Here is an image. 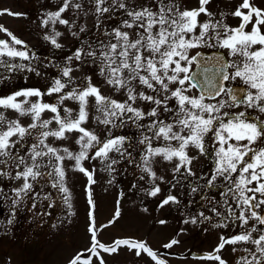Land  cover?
<instances>
[{"label": "snow or ice", "instance_id": "snow-or-ice-1", "mask_svg": "<svg viewBox=\"0 0 264 264\" xmlns=\"http://www.w3.org/2000/svg\"><path fill=\"white\" fill-rule=\"evenodd\" d=\"M89 3L95 5L97 27L102 26L101 18L105 14L111 17L114 11H122L124 18L120 25L112 28L110 32L107 30L104 32V35L109 37L108 42L105 43L98 38V43L82 44L75 52L65 57L67 63L59 68L60 76L53 80L47 92H41L40 89H24L7 97H0V109L12 110L19 116L31 118V123L24 126L19 119H8L5 111H0V157L4 158L0 159V164L6 165L10 161L17 169L23 166L22 170H18L12 177L24 181L21 188L14 190L17 197L19 198L20 193L27 194L32 189L33 185L29 180L48 177L52 187L63 194L64 203L71 208V194L65 186L66 173L63 162L74 161V170L87 176L90 185L94 183L92 173L82 166V161L96 158L107 160L109 153L113 151L124 155L121 151L124 137L109 136L101 141L94 132L84 127L89 119V98L92 97L97 111L103 113V119L96 118L101 124L115 127V120L119 119L122 126L126 116L134 123L146 117L154 118L147 126L148 129L153 131L154 138H162L169 143L164 147L153 148L149 137L145 136L140 141L141 144L147 145L142 156L141 171L153 180L156 178L151 167L153 157L162 156L167 161L175 158L178 163L174 172H179L182 167L187 168L191 163L192 158L186 152L189 145L203 151L205 137L211 133L218 147L215 150V167L207 183L209 186H215L214 182L218 177L224 179L221 195L225 197L228 216L223 219H231L234 224L238 221L242 231L227 238L222 236L220 244L213 252L200 258L226 264L218 254L225 245L250 243L254 250L244 248L243 251L247 255L241 256L236 264H264V121L249 120L245 112L221 113V109L226 106L224 100L215 104L204 102L206 98L215 99L225 94L232 101L229 106L243 103L249 108H257L264 112V28L261 27L264 26V10L255 8L250 0H242L231 13L232 16L240 18L239 25L232 28L224 23L223 19H212L213 13L206 7L210 0H199L198 9L183 11L176 0H150L146 5L129 4L126 0H111L110 4L108 0H89ZM106 4L108 6H105ZM70 7L81 9L82 5L73 3V0H63L57 11L47 13L46 18L41 21L42 26L53 25V34L45 35L44 39L58 49L62 45L57 42V38L62 33L56 31L54 26L57 23L65 25L71 31L74 22L70 23L69 20L62 18V13ZM244 9L247 11H243ZM202 13L209 19L199 23L197 18ZM7 14L19 15L10 12ZM249 24L251 31H246ZM197 28L199 35L194 34ZM122 29H130L132 32ZM0 31L10 38L0 39V66H6L9 70L19 68L34 71L30 65L13 64L2 59L8 57L30 61L36 57L29 55L27 50L18 49L16 46H23V41L7 29L0 27ZM79 31L85 32L86 29L80 27ZM71 34L74 37L78 35L77 32ZM210 39H215L216 43H210ZM200 46L226 48L230 57L239 59L228 61L214 54L211 58L215 61L213 67L204 68V72H211V76L206 77L204 86H200L190 68L192 64L198 63L201 53L189 54L191 49ZM86 56L90 58L89 63L99 61V74L105 78L108 85L126 95L124 101L103 96L100 89L92 83L91 77L84 78L87 83L83 88L73 86L71 91H65L69 85L74 84L72 73L86 62L84 60ZM73 61L79 62L76 68L72 66ZM229 68L233 71L229 72ZM237 78L247 86L246 89L225 87V81H235ZM135 84L142 86L144 90L138 91ZM194 88H199L200 96L186 94ZM147 90L152 94H148ZM53 94L58 95V103L43 102L44 95ZM19 97L24 99L19 100ZM32 97L37 99L32 101L30 99ZM66 100L78 103L75 115L71 108H64L63 115L61 114L59 105ZM173 100L175 108L169 107V101ZM137 101L148 103L151 106L150 110L145 112L134 107ZM45 112L52 113V118L42 119ZM163 113L172 114L173 121L166 123L161 120L159 117ZM53 122L56 127L50 128L49 125ZM177 126L179 131H174ZM73 133L78 134L75 138V143L80 146L78 153H73L65 147L62 149V155L60 149L47 143L49 137L67 140L69 134ZM33 136L36 137L35 142L27 150L31 164H27L25 157L13 155V152L26 137ZM14 137L16 139H13ZM171 141H176L178 146H173ZM257 144L259 147H256ZM93 149L94 153L89 156ZM45 158L46 163L43 162ZM115 163L117 161L112 160L107 167L111 168ZM188 171L191 174V170ZM0 175L8 173L0 171ZM141 179L144 177L141 176ZM159 192L160 188L156 186L149 194L156 196ZM229 196L235 207L228 204ZM170 201L175 202L176 198L169 195L160 206L163 207ZM88 203L93 204L90 192ZM119 214L117 209L115 218H118ZM89 217H92L91 211ZM250 221L255 223L248 228L246 226ZM189 222L195 224L196 219L193 217L190 221L185 220V223ZM159 223L163 224L165 221ZM96 231L94 224L90 225L91 246L86 249L90 255L84 258V253H77L69 264H92L93 257L99 260V264H105L100 251L111 254L121 246L134 251L138 257L142 253L146 254L155 264H166V261L159 258L158 253L146 242L118 239L112 245H105L97 239ZM178 242L173 239L164 247L170 248ZM233 251L238 249L233 248Z\"/></svg>", "mask_w": 264, "mask_h": 264}, {"label": "rangeland", "instance_id": "rangeland-1", "mask_svg": "<svg viewBox=\"0 0 264 264\" xmlns=\"http://www.w3.org/2000/svg\"><path fill=\"white\" fill-rule=\"evenodd\" d=\"M126 2L142 5V0H126ZM62 3L63 0H0V27L7 29L23 41V46H16L18 49L27 50L29 55L36 57L30 61L2 58L9 63L30 65L35 70L27 71L19 68L9 70L6 66H0V97H7L24 89H40L41 92H47L53 80L60 76L59 68L67 63L65 57L75 52L82 44L98 43V38L107 43L109 37H106L104 32L106 30L110 32L112 28L118 27L119 24L114 20L119 16L122 18L123 15L122 11H114L111 17L105 14L101 18L102 26L97 27L95 5L89 3V0H73V3H80L82 8L70 7L62 13V18L69 20L70 23L74 22L71 31L65 25L57 23L54 26L56 31L62 33L57 38V42L62 45L58 49L44 39L45 35L53 34V25L49 24L45 27L41 25V21L46 18L47 13L57 11ZM110 3L111 0H108V4ZM176 3L179 4L181 11L199 8V0H176ZM241 3L242 0H210L206 7L213 13V20L223 19L228 26L236 28L240 18L232 16L231 13ZM250 3L255 8L264 10V0H250ZM9 12L19 15H9L7 14ZM85 12L88 14L85 15ZM197 19L199 23H204L209 17L202 13ZM254 20L255 18L253 22ZM80 27H84L86 31L80 32ZM261 27L264 28V26ZM122 30L132 32L130 29ZM245 30L251 31V24ZM72 32H77L78 35L74 37ZM85 34L87 36L83 38ZM194 34L199 35V28ZM0 39L10 40L3 31H0ZM82 39L85 40L82 41ZM209 42L216 43L215 39H210ZM199 49L210 51L220 47L200 46L191 49L189 54L192 55ZM221 49L228 53V49ZM228 58L230 61L239 59L230 56ZM84 60L86 62L72 73L74 84L69 85L65 91H71L73 86L83 88L87 83L84 78L91 77L92 83L100 89L103 96L117 101L126 99L123 92H117L99 74V61L89 63L90 58L87 56ZM78 63L73 61L72 66L76 68ZM232 83L239 84L241 80L239 78L235 81L230 80L229 84ZM135 86L138 91L144 90L138 84ZM147 91L148 94H152L150 90ZM186 94L199 96L195 89H191ZM30 99L35 101L37 98ZM42 100L46 103H58V95H44ZM220 100L226 101V106L221 109V113L234 114L247 110L246 105L241 103L229 106L232 103L225 94L212 101L205 99L204 102L215 104ZM133 106L145 112L151 107L144 101H137ZM175 106L174 100L169 101V107L175 108ZM64 108L73 109V115H75L78 111V103L72 100L64 101L59 105L62 115ZM255 110L258 117H264V112H260L257 108ZM0 111L5 110L0 109ZM5 115L8 119H19L24 126L31 123L30 117L19 116L12 110H6ZM88 115L89 119L84 127L94 132L101 141L109 136L125 138L121 146L124 155L113 151L109 153L107 160L102 161L96 158L82 161V166L92 173L94 183L90 185L87 176L74 170L75 162L65 160L63 162L66 173L65 186L71 194V208L64 203L63 194L52 187L48 177H38L35 181L29 180L33 185L32 189L27 194L20 193L18 198L14 190L21 188L24 181L12 177L18 170H22L23 166L17 169L10 161L6 165L0 164V171L8 173V175H0V264H69L77 253H84L86 258L90 255L86 249L91 246L89 227L93 224L97 230V239L105 245H112L118 239H134L146 242L153 251L158 253L159 258L166 261V264H218L215 260L202 262L189 256L192 250L210 252L220 244L222 236L227 238L242 231L238 221L234 224L231 219H223L228 216L227 205L224 203L225 197L221 195L225 184L224 179L218 177L214 182L215 186H209L207 183L215 167V150L218 147L213 135L210 133L205 137L203 151L189 145L186 152L192 158L191 163L187 168L182 167L179 172H174L178 163L175 158L167 161L162 156L153 157L151 167L156 175L153 180L141 171L142 156L147 145L141 144L140 141L145 136L149 137L153 148L164 147L169 143L162 138H154L153 131L148 129L147 126L154 118L146 117L134 123L126 116L122 126L119 119L115 120V127L101 124L96 118L103 119V113L97 111L92 97L89 98ZM52 116V113L45 112L42 114V119L48 120ZM159 118L166 123H171L174 119L170 113H163ZM49 127L55 128V122ZM174 131H179V127L174 128ZM77 135L69 134L67 140L49 137L47 143L60 149L62 155V149L65 147L73 153H78L80 146L75 143ZM35 139V136L26 137L13 155L23 156L25 163L31 164L27 150ZM170 143L178 146L176 141ZM94 151V149L91 150L89 156ZM0 159L4 158L0 157ZM112 160H116L117 163L108 168L107 165ZM43 162H47L46 158ZM188 169L191 170V174ZM141 176L144 179H141ZM156 186L160 188V192L156 196H151L149 193ZM89 192L93 201L92 205L88 203ZM169 195L174 196L176 201H170L161 207V202ZM227 199L228 204L235 207L231 197ZM117 209L120 214L118 218H115ZM193 217L196 219L195 224L185 223V220L190 221ZM110 221L114 222L109 223ZM159 221H165V223L161 224ZM254 223L255 221H250L246 227L251 228ZM223 224L227 226H221ZM173 239L179 242L170 248H165L164 246ZM233 248L238 251L234 252ZM244 248L254 250V246L250 243H238L225 245L219 254L226 264H236L241 256L247 255L243 251ZM100 256L105 264H155L146 254L142 253L138 257L134 251H130L125 246H121L111 254L100 251ZM92 264H99V260L93 257Z\"/></svg>", "mask_w": 264, "mask_h": 264}, {"label": "water", "instance_id": "water-1", "mask_svg": "<svg viewBox=\"0 0 264 264\" xmlns=\"http://www.w3.org/2000/svg\"><path fill=\"white\" fill-rule=\"evenodd\" d=\"M196 53H201V58L198 60V63H194L193 67L190 68V72L196 76V82L200 86H204V81H205L206 77L211 76V72L205 73L204 68H206V67L212 68L213 67V65L215 63V61L211 59L213 57V55L215 54L219 57H222L225 60H227V59H226V57H224V55L221 51H217V50H212L210 52H204V51L199 50ZM196 53H194L193 55H196ZM232 88L242 89V87H238V86H232ZM195 89H197L199 95H201L199 88H195ZM207 99H209V98H207ZM210 253H212V252H210ZM190 254H191V256L200 259V257H203V256H205V254H208V253L207 252H199V253L191 252Z\"/></svg>", "mask_w": 264, "mask_h": 264}, {"label": "flooded vegetation", "instance_id": "flooded-vegetation-1", "mask_svg": "<svg viewBox=\"0 0 264 264\" xmlns=\"http://www.w3.org/2000/svg\"><path fill=\"white\" fill-rule=\"evenodd\" d=\"M224 54H225V56L227 57V59H228V61H230V59L228 58V53H225L224 52ZM229 72H231V68H229ZM230 83V81H226V84H225V87L226 88H228V87H232V86H238V87H242V89H246L247 88V86L246 85H244L243 84V82L241 81V83H239V84H237V83H232V84H229ZM243 95V94H242ZM228 97V96H227ZM242 105H243V103H241ZM246 108H247V110L245 111V113L247 114V118L249 119V120H252V121H254V120H256V119H258V120H260V121H264V117H258V114H257V111L255 110V108H249V107H247L246 106ZM255 110V111H254ZM252 111H254V112H252ZM255 113H256V115H255ZM256 147H259V144H257L256 145ZM259 198V197H258ZM202 260V259H201ZM210 262V261H213V260H202V262ZM237 262V261H236Z\"/></svg>", "mask_w": 264, "mask_h": 264}, {"label": "trees", "instance_id": "trees-1", "mask_svg": "<svg viewBox=\"0 0 264 264\" xmlns=\"http://www.w3.org/2000/svg\"><path fill=\"white\" fill-rule=\"evenodd\" d=\"M148 3H149V0H145V1L142 0V5H146V4H148ZM119 18H120V19H123L124 17H123V15H122V18H121V16H119V17H117L116 20H114V21L117 22V23L120 25V21H121V20H117V19H119ZM86 36H87V35L85 34V36H84L83 38H86ZM83 40H85V39H82V41H83ZM76 44H77V46H78V41H77Z\"/></svg>", "mask_w": 264, "mask_h": 264}]
</instances>
